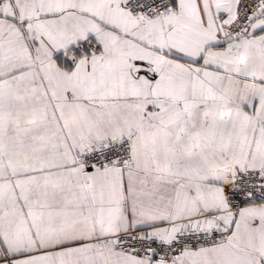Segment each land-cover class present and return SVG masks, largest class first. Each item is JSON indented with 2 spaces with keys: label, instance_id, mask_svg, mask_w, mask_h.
Returning a JSON list of instances; mask_svg holds the SVG:
<instances>
[{
  "label": "snow or ice",
  "instance_id": "snow-or-ice-1",
  "mask_svg": "<svg viewBox=\"0 0 264 264\" xmlns=\"http://www.w3.org/2000/svg\"><path fill=\"white\" fill-rule=\"evenodd\" d=\"M0 264H264V0H0Z\"/></svg>",
  "mask_w": 264,
  "mask_h": 264
}]
</instances>
